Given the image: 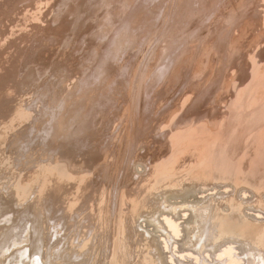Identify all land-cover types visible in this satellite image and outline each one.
I'll return each instance as SVG.
<instances>
[{
  "label": "rangeland",
  "instance_id": "obj_1",
  "mask_svg": "<svg viewBox=\"0 0 264 264\" xmlns=\"http://www.w3.org/2000/svg\"><path fill=\"white\" fill-rule=\"evenodd\" d=\"M0 134V245L28 230L19 216L40 196L49 225L82 224L88 250L96 232L127 237L122 218L151 185V201L182 181L190 195L245 188L263 199L245 210H264V0H0ZM256 215L242 218L263 237Z\"/></svg>",
  "mask_w": 264,
  "mask_h": 264
},
{
  "label": "bare ground",
  "instance_id": "obj_2",
  "mask_svg": "<svg viewBox=\"0 0 264 264\" xmlns=\"http://www.w3.org/2000/svg\"><path fill=\"white\" fill-rule=\"evenodd\" d=\"M9 87H11V86H9ZM3 89H5V88H3ZM15 91H16V89L14 90V92ZM61 91H63V90H61ZM12 92H11V94H12ZM38 92H40V91H38ZM38 92H35V93H38ZM24 93H26V92H24ZM17 94L18 93H16V97H17ZM1 95H3V93ZM32 95H34V94H32ZM19 96L23 97L24 95L23 96L19 95ZM114 96H116V95H114ZM38 97H40V96H38ZM40 98H42V97H40ZM47 98L50 99V98H52V96L50 98L46 97V99ZM34 103H36V102H34ZM37 103H38V100H37ZM40 103H41V101H40ZM16 105H18V103ZM20 105H21V103H20ZM25 105H22V106H25ZM28 105H30V104H28ZM28 105H26V106H28ZM46 106L50 107L52 105H46ZM25 108H27V107H25ZM22 111H23V109H22ZM41 112H43V111H41ZM47 113H49V112L47 111ZM52 113H53V111H52ZM66 114H67V112H66ZM45 115H46V113H45ZM26 116H24V117H26ZM53 116H54V114H53ZM39 117H37V118H39ZM90 122L85 123L86 124V126L84 125L85 129L87 128V126H89L90 129H88V128L87 129L92 130L91 127H93L92 126L93 124H90L91 127L89 124L87 125V123H90ZM84 126H81V127H83V129H84ZM81 127H80V129L82 130ZM85 129H84V131H85ZM96 129L97 128H95V130ZM7 130H9L8 132H10V129H7ZM14 131H12V132H14ZM28 132H30V130ZM98 132H99V130H98ZM14 133H16V132H14ZM29 135H31V134H29ZM86 135H87V133H86ZM34 136H35V134H34ZM13 138H15V137H13ZM38 139H40V138H38ZM19 141H20V139H19ZM40 143H41V141H40ZM10 144H12V143H10ZM64 146H65V144H64ZM8 147H10V146H7V148ZM206 150H208V149H206ZM47 151H48V149H47ZM65 152H66V150H65ZM33 156L35 158V155H33ZM50 157H49V161L52 158V157L51 158ZM61 158H63V156ZM64 161H66V160H64ZM32 162L34 163V161H32ZM56 162L58 164V161H56ZM48 163L50 164V162H48ZM52 163L53 162H51V165H52ZM61 163H63V162L61 161ZM34 164L36 165V162ZM43 164L45 166V163H43ZM48 165H46V168L47 167L49 168ZM54 165H56V164H54ZM66 166H68V165H66ZM39 167H41V166H39ZM57 167H58V165H57ZM36 168H38V167H36ZM36 168H35V170H36ZM63 171L60 170L59 173L60 172L62 173ZM148 171H150V170H148ZM40 172H41V170H40ZM53 172H55V170ZM24 174L26 175V173H24ZM207 174H208V172H207ZM210 174H209V176H210ZM64 175H62V176L64 177ZM216 175H218V174H216ZM189 177H192V176H189ZM220 177L221 176H219V178L217 179L214 175L215 180L216 179L222 180V179H220ZM138 178L139 177H137V179ZM204 178H206V177H204ZM64 181H66V180H64ZM152 181H153V179H152ZM156 182H158V181L155 180V181H153V183L152 182L151 183L155 184ZM213 182H214V180H213ZM179 183H180V185L178 183H176V185L165 187L164 188L165 190L163 189L164 190L163 193L165 192L164 196L162 197V200H158V201H154V200L151 201L148 198V196L151 193V187H152V185L150 184L151 186L149 189H146L145 192L142 191V192H144L143 193V200L141 199L142 202L140 201L141 202L140 204L137 203L138 205L136 207H133V210L129 211L128 216H126L125 218H122V221H123L122 223H124V227L126 225V228H127V232H128L127 237H125L126 236L125 233H122V235L123 234L125 235V236L123 235V238H119L115 235L114 238L111 236L112 239L110 237V239L106 238L103 241L105 236L103 238V236H101V233L96 232V236H95L93 243H92V246L90 247L89 250H88L87 244L81 245L83 242V239L80 238V236H79L80 231H81V235L88 236V233H86L87 230L86 229L84 230V228L81 227L82 224L75 223V224L71 225L70 227L67 225V226H63V227L61 226L60 228H58L59 224L56 222L52 223L54 225H49V222H48L49 220L47 221L46 216H44L43 208L38 207L41 204L40 201L43 200L44 198L41 199V197H43V196H40V197L36 196L37 199L40 198V200L38 199L40 203L38 202L39 205L34 206V208L32 209L33 216H31L30 219L29 218L26 219L27 223L21 222L23 220V218L21 220V216H19L20 224L25 225L26 226L25 228H27V226H28V230L25 229V230H27L25 233H21L18 236H16L14 241L12 240L11 242H5V243H2L0 245V264H91L92 263L91 261H93L92 264H98V261L101 262L102 264H129L127 262V260H130V259L133 260L132 264H166L164 254H163V252H165V249L168 250L167 253H169V256L171 258L187 257L188 259L191 260V264H264V238H263L264 235H263V237H262V235L260 237L256 233V231L254 232V230L252 231V233H249V231H250L249 230L250 225H248L249 222L246 221L245 219H243L244 218L243 216H245V217L250 216L251 219H254V213L257 214L256 215L257 217H258V215H261L264 213V210H262V209H260V210L254 209V210H252L253 212H250L248 210L251 208H248V209L246 208L247 210H245V207L247 205H250L248 202H251L252 200L254 201L257 199L263 200L260 198L261 196L258 195V193L261 194V192L257 193V192L252 191V190H247L246 192L243 193V190L245 188L244 189L240 188V190H242V192H240L241 194L240 193L238 194L237 191H232V193L231 192L228 193L227 190H222L223 188L221 190H219L218 186H216V185L215 186L206 185L204 187L196 188V191H194V193H193V195L195 193H196V195H199V194L203 195L202 197L204 200L200 198L199 203L195 202L193 204V200H192L193 195L188 194V192H193L192 190H190V187H188L189 183L184 182V181L179 182ZM198 183H200V182H198ZM177 184L179 186H177ZM16 189H18V188H16ZM233 189H235V188L232 187V190ZM238 189H239V187H238ZM20 191L24 193V191H22V190H20ZM20 191L17 190V192H14L12 194V195H15L17 200L24 197L23 194H20ZM160 191L162 192V190H160ZM7 192H10V190L5 191V195H7ZM41 194H42V192H41ZM140 195H142V194H140ZM0 196H1V194H0ZM250 198L252 199L251 201L248 200ZM244 199L247 200L248 202L244 201ZM22 200L24 202L25 198L24 199L22 198ZM19 201L20 200H18V202ZM36 201H34V202H36ZM179 202H187V203H192V204L178 205ZM64 203H65L64 207L66 205L68 206V208H66V210L69 209V204H67V202H65V201H64ZM260 203H262V201ZM42 204L40 206H42ZM20 205H22V202L20 203ZM256 205H254V206H256ZM185 206H187L188 209H183ZM70 207H74V206H70ZM65 214H66V211H65ZM70 214H72V213H70ZM158 216H162V217L158 218ZM186 216L188 218H190L188 220V222H184L182 220L177 221L181 217L183 218ZM186 218H183V219H186ZM153 220L156 221V225L159 229V232H157L158 237H156V236L152 235L150 232H148L147 231L148 229L143 230L144 225L145 224L148 226L152 225V223L147 224V222L148 221L153 222ZM255 220H256V218H255ZM76 222H79V221H76ZM124 227L120 228V230H122V229L124 230ZM51 228H53V229H51ZM106 229L107 228H105V230ZM99 231H100V229H99ZM61 232H63V233H61ZM106 232L104 234H106ZM111 233H112V231H111ZM179 237H181V245L177 244ZM100 238H101V240H100ZM99 243L101 245L96 250L95 248ZM119 246H120L121 250L118 251L117 248ZM179 250H182V252L186 250V252L179 253L178 252ZM98 252H99V254L98 255L96 254V256H98L99 260L96 263V261L94 262V260L91 258H93V255H95V253H98ZM96 256L94 259L97 258Z\"/></svg>",
  "mask_w": 264,
  "mask_h": 264
}]
</instances>
